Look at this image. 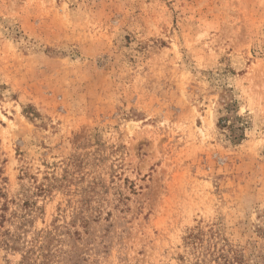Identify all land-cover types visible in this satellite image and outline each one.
Wrapping results in <instances>:
<instances>
[{"label": "rangeland", "instance_id": "obj_1", "mask_svg": "<svg viewBox=\"0 0 264 264\" xmlns=\"http://www.w3.org/2000/svg\"><path fill=\"white\" fill-rule=\"evenodd\" d=\"M0 264H264V0H0Z\"/></svg>", "mask_w": 264, "mask_h": 264}]
</instances>
